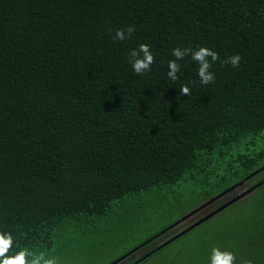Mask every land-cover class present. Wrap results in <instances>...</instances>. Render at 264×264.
Here are the masks:
<instances>
[{
    "label": "trees",
    "instance_id": "1",
    "mask_svg": "<svg viewBox=\"0 0 264 264\" xmlns=\"http://www.w3.org/2000/svg\"><path fill=\"white\" fill-rule=\"evenodd\" d=\"M179 191L221 209L134 264H264V0H0V264Z\"/></svg>",
    "mask_w": 264,
    "mask_h": 264
},
{
    "label": "rangeland",
    "instance_id": "2",
    "mask_svg": "<svg viewBox=\"0 0 264 264\" xmlns=\"http://www.w3.org/2000/svg\"><path fill=\"white\" fill-rule=\"evenodd\" d=\"M249 190L250 183L248 181H241L233 187L234 193L238 196ZM229 195L225 194L219 200L224 201ZM197 197L195 192L179 191V197L174 202L179 204L177 207H184L173 212L170 211L165 219H159L160 223H152L151 226L146 224L133 227L130 225L127 212H121L118 218L114 217L117 210L111 212V215L107 216L104 221H100L96 229L91 232L81 231L80 228L70 225L61 236L60 244L49 249L45 255L34 258L33 264H112L113 261H116L113 264H133L140 257L139 251L134 250V246L150 233H154L162 226L172 222L169 228L151 243L156 246L164 245L217 207L218 201H215V198L193 202V199ZM226 212L229 211L225 210L223 215ZM223 215L213 216V219ZM103 228L105 229L102 230ZM124 255L126 256L123 257ZM118 258L121 259L118 260Z\"/></svg>",
    "mask_w": 264,
    "mask_h": 264
},
{
    "label": "water",
    "instance_id": "3",
    "mask_svg": "<svg viewBox=\"0 0 264 264\" xmlns=\"http://www.w3.org/2000/svg\"><path fill=\"white\" fill-rule=\"evenodd\" d=\"M240 196H242V195H239V196H237V197H240ZM221 209V207H219V208H217L216 210H214V211H212V212H210V213H208L207 215H205L202 219H200L199 221H197L196 223H194L193 225H191V226H189L188 228H191L192 226H194V225H196L197 223H199L200 221H202V220H204V219H206L207 217H209V216H211L212 214H214V213H216L217 211H219ZM187 228V229H188ZM187 229H185V230H187ZM185 230H183V231H185ZM182 231V232H183ZM130 253V252H129ZM124 257V256H123ZM122 258V257H121ZM120 258V259H121ZM138 261V260H137ZM137 261H135V262H137ZM134 262V263H135ZM133 263V264H134Z\"/></svg>",
    "mask_w": 264,
    "mask_h": 264
}]
</instances>
